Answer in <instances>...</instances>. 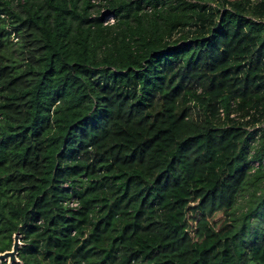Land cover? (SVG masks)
I'll use <instances>...</instances> for the list:
<instances>
[{"label":"trees","instance_id":"obj_1","mask_svg":"<svg viewBox=\"0 0 264 264\" xmlns=\"http://www.w3.org/2000/svg\"><path fill=\"white\" fill-rule=\"evenodd\" d=\"M15 233L10 264H264V0H0Z\"/></svg>","mask_w":264,"mask_h":264},{"label":"water","instance_id":"obj_2","mask_svg":"<svg viewBox=\"0 0 264 264\" xmlns=\"http://www.w3.org/2000/svg\"><path fill=\"white\" fill-rule=\"evenodd\" d=\"M21 242H20V235L19 233H15L13 235V242L12 246L9 250H5L3 252H0V262L1 261H6L8 264L17 261V251L18 248L20 247Z\"/></svg>","mask_w":264,"mask_h":264},{"label":"built area","instance_id":"obj_3","mask_svg":"<svg viewBox=\"0 0 264 264\" xmlns=\"http://www.w3.org/2000/svg\"><path fill=\"white\" fill-rule=\"evenodd\" d=\"M93 2H95V0H92ZM114 22V18L112 16L108 17L105 21V23H113ZM258 166V162H252V170H254L256 167ZM66 185V184H64ZM66 205H68L71 208H76L78 207V201L76 199H70L68 201L65 202Z\"/></svg>","mask_w":264,"mask_h":264},{"label":"rangeland","instance_id":"obj_4","mask_svg":"<svg viewBox=\"0 0 264 264\" xmlns=\"http://www.w3.org/2000/svg\"><path fill=\"white\" fill-rule=\"evenodd\" d=\"M99 1L100 0H95L96 3H98ZM210 3H211L210 5H212L213 7H215V5H216L217 2H210ZM11 40L12 41H16L15 35L11 34ZM194 114H196V113H194ZM260 122L259 121L256 122L257 124L255 126L259 125ZM238 205H239V208H241V207L244 208L245 205H246V200H244L243 198H240Z\"/></svg>","mask_w":264,"mask_h":264}]
</instances>
